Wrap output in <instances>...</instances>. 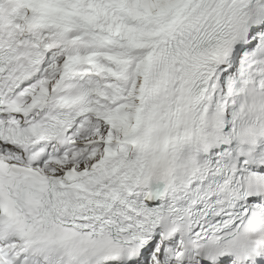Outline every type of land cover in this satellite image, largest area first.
<instances>
[{"label":"snow or ice","instance_id":"6c2138e0","mask_svg":"<svg viewBox=\"0 0 264 264\" xmlns=\"http://www.w3.org/2000/svg\"><path fill=\"white\" fill-rule=\"evenodd\" d=\"M0 264H264V0H0Z\"/></svg>","mask_w":264,"mask_h":264}]
</instances>
